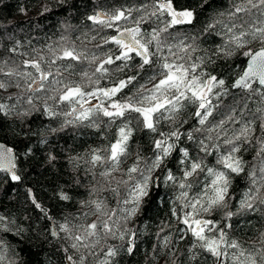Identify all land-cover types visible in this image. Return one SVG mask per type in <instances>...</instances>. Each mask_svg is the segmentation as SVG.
I'll return each mask as SVG.
<instances>
[{"label":"trees","instance_id":"1","mask_svg":"<svg viewBox=\"0 0 264 264\" xmlns=\"http://www.w3.org/2000/svg\"><path fill=\"white\" fill-rule=\"evenodd\" d=\"M152 2L153 0H0V61L6 60L9 67L24 71L22 61L38 59L36 53L47 59L53 58L49 45L58 52L61 47L71 44H75L78 49H87L89 54L95 52L96 55L103 57L109 49L115 51L114 46L104 45L100 48L96 46L102 44V37L109 36L114 31L93 24L88 17L98 11L112 13L119 8H138L145 3L151 5ZM236 2L238 0H173L177 10H193L194 19L191 24L176 25L169 29L171 35L164 34L168 42L177 43L185 40L186 43H192L190 38L194 37L197 51L192 54V58H204V71L218 79H224L227 92L221 94L218 99H212L215 108L205 125L201 126L194 116L196 110L194 105H187L177 117V121H186L179 130L184 133L191 132L193 139L189 140L185 135L180 137L172 155L153 173L150 194L143 200L139 212L126 223L121 221L122 229H131L135 233V246L131 253L124 250L128 246L129 237L124 240L101 237L94 249L81 248L77 251L70 247L72 241L66 239L65 233L58 228V225L65 221L70 226L78 227L96 220L101 214H92L94 206L84 203L90 200H103L107 210L116 209L117 217L121 216L120 208L123 205L119 202L126 196L125 186H120L118 195L113 194L107 190L109 186L99 175L101 169H93L89 163L90 150L107 147L113 141L120 121L109 125L107 118L101 117L97 120L99 128L88 126L85 122L69 125L53 134L49 129H59L64 117L47 116L44 104L52 106L57 112L68 110L66 104L58 105L49 99L55 94L52 89L58 87L57 85L49 83L45 86V91L36 93L32 97L36 110L24 118L16 114L32 107L26 102L27 96L31 94L25 91L24 81L22 79L19 81L20 88L13 86L6 91L0 89V103L15 105V111L8 116L0 113V141L13 148L17 156V174L21 176V180L13 181L9 173L0 170V215L13 222L10 224L11 232L0 233V238L8 245L9 260L14 261V264H69L66 259L68 255L74 260L84 255L85 264H100L105 258L102 249L106 251L108 246H115L118 255L112 258V264H165L166 261H170L171 264H217L216 258L199 246L193 249L195 241L191 234L181 238V229L184 225L172 214L173 208L178 215L181 211L180 202L177 200L180 189L178 184H165L164 177L167 170H171L177 177L182 176L183 169L179 163L182 159L180 149H187L192 158L203 159L208 167H218V155L230 147L224 144V140L237 133L243 124L251 121H255L256 131L251 138V146L243 144L238 153L245 162V171L233 179L231 193L235 199L229 202L230 210L236 211L241 194L250 186L248 173L255 169L257 175L260 174L262 160L257 156L256 137L264 135L260 128L264 120L257 109L264 108V97H261L259 92L231 86L246 66L248 57L242 53L249 47L258 48L260 44L258 41L253 42L227 58L215 55L216 50L228 42L224 25L231 26L235 23L247 29L253 24L260 26L264 23V9H252L247 14L240 13L235 20L230 21L227 14ZM45 8L49 11H44ZM136 16L138 13L133 12V17ZM161 19L167 20V16ZM125 26L130 27L132 24L129 22ZM158 26H162L160 21L152 18L144 23L142 28L144 31H150ZM85 34L88 37L96 36V39H87ZM62 37L66 40L62 41ZM12 47H18V53H10L8 50ZM228 47L234 49L233 45ZM69 63L74 65L71 72L64 71L61 67L63 76L68 80L79 81L82 71H91L86 62L81 64L70 60L58 61L56 65H52V70L55 71L56 67ZM139 63V58H136L131 71L127 74H136ZM43 66L47 69L46 64ZM111 67L114 68L115 65ZM27 71H32L35 75L33 69L28 68ZM150 75L152 70L145 68L140 73L138 83L132 86L131 91L125 89V92L132 95L140 84L150 88L152 85L146 83ZM109 84L108 79L100 82L102 87ZM253 88L256 89L257 84L254 83ZM19 95H23L24 98L17 100L16 96ZM9 96L13 98L7 99ZM232 114H235L236 122L225 123L223 129H217L219 138L217 139V132H213L211 133L213 139L208 140L207 137L210 135L208 129ZM132 126L136 130L129 147L131 156L121 164V171L116 174L117 179H127L123 175L124 170L133 163L137 153L143 157L140 164L142 168L150 165L155 157L153 140L158 139V135L143 129L142 125L138 126L135 119L132 120ZM172 128L171 122L161 120L159 131L169 132ZM201 142L210 146V154L206 155L203 152ZM213 144L220 145L219 151L211 147ZM93 172L96 173L95 176ZM157 177L160 178L159 181L156 180ZM190 182L191 196L198 193L206 182L205 174L190 178ZM115 186L113 182L112 187ZM93 187L97 189L94 193L91 192ZM62 194L69 196L70 199H61ZM32 197H35L36 203H39L44 211L36 207ZM222 216L223 212L215 214L217 219ZM230 223H232V228L228 230L230 239L238 240L249 250L252 245L261 247L264 205L257 204L256 210L233 216ZM53 225L58 235L53 234ZM166 237L167 247L164 246ZM169 252L174 255L169 256Z\"/></svg>","mask_w":264,"mask_h":264},{"label":"snow or ice","instance_id":"2","mask_svg":"<svg viewBox=\"0 0 264 264\" xmlns=\"http://www.w3.org/2000/svg\"><path fill=\"white\" fill-rule=\"evenodd\" d=\"M252 9H264V0H238L233 5L232 10L227 14L230 21L235 20L240 13H250ZM23 11V9H22ZM44 11H49L45 8ZM133 12L138 16L133 17ZM223 15V14H222ZM167 16V20L162 17ZM155 18L160 21L162 26L154 27L150 31H144L142 25L148 20ZM95 25L101 28L111 29L114 35L102 37V44L114 46L115 51L109 49L103 57L96 55L95 52L88 53L87 49H78L75 44L63 46L59 51L52 49L53 58L47 59L45 56L36 53L38 59H25L22 61L24 71L18 68L9 67L8 61H0V89L7 90L9 87L20 88L22 79L26 85L25 91L30 93L26 98L31 108L16 113L24 118L31 115L35 109L32 97L45 91V86L49 83L58 87L52 89L55 93L49 99L54 100L58 105L66 104L67 111L57 112L52 106L44 104L45 114L49 117L63 116V123L60 128H50L53 134L63 130L69 125L84 124L99 128L97 120L101 117L107 118L108 124L120 121L117 132L112 142L107 147L90 150V161L92 168H100V177L109 186L107 190L113 194H119L120 186H125L126 196L119 202L123 206L120 208L121 216L117 217L116 209L107 210L103 200H90L84 202L86 205L94 206V212L100 213L97 219L87 225L70 226L67 221L59 224V231L65 233V238L70 239V247L79 249H94L98 246L100 238H118L124 240L129 237L128 246L124 249L131 253L135 246V233L131 229L123 228L121 221L125 223L131 220L140 210L143 200L149 196L153 184V173L159 169L167 160L182 135L189 140L193 139L191 132H181L179 128L186 121H177L183 109L187 105H194V116L198 123L203 126L207 123L208 117L212 115L215 105L212 99H218L221 94H226L225 80L218 79L204 71L205 60L202 57L192 58V54L197 51L194 46L195 38H190L192 43L180 40L177 43H169L164 34H169V29L176 25L191 24L194 19V11L189 9L177 10L173 5V0H153L152 4L147 3L138 8H119L112 13L99 12L88 17ZM131 22L132 26H125ZM212 27V25H209ZM228 42L215 52L218 57L225 58L235 55V51L245 48L253 42H259L260 47L251 48L242 54L248 57L246 68L237 80L231 85L253 92H259L264 97V23L260 26L255 24L249 28L243 25L231 26L224 25ZM85 38L95 40L96 36ZM61 40H66L62 37ZM18 45V42H17ZM228 45H233L234 49ZM10 53H18V47L8 50ZM35 52V50H34ZM27 56V53H19ZM139 58L137 72L128 75L133 67V62ZM70 60L78 63H87L91 71L84 70L80 73V80H68L63 76L61 67L64 71L71 72L74 65L69 63L56 67L52 70V65L58 61ZM47 65V69L43 65ZM115 65L114 68L111 66ZM28 68L34 70L27 71ZM145 68L152 70V75L147 78L146 83L152 86L146 87L140 84L136 87L132 95H128L125 89L132 90V86L138 83L140 73ZM120 74V75H116ZM51 78V80H50ZM110 80L109 86H100L101 80ZM257 88H253V84ZM12 96L7 99H12ZM23 95L16 96V99H23ZM15 111V105L0 103V113L8 116ZM264 120V108H258ZM135 119L137 125H142L150 133L158 135V139L153 140L155 157L150 165L140 167L143 159L139 153L136 159L128 166L123 175L127 179H117L116 174L121 171V164L131 156L129 151L130 143L136 129L132 126ZM161 120L172 123L173 128L169 132L159 131ZM232 121L236 122L235 114L229 115L226 120L220 121L217 125L208 129L210 135L208 140H212L211 133L217 129H223L224 124ZM255 121L242 125L240 130L232 137L226 138L224 144L230 147L218 155V167H208L203 159L192 158L187 149H180L182 159L179 161L182 166V176H175L171 170H167L164 183L178 184L180 194L177 200L180 202V214L173 208V216L184 225L181 229V238L191 234L194 238L193 249L197 246L210 253L216 258L217 264H264V233H261L260 244L257 248L251 246V250L244 248L236 239H230L228 230L232 228L230 223L233 216L246 211L256 210L257 204L264 205V135L256 137L258 145L257 156L261 158L262 165L259 175L255 169L248 173L250 180L249 188L241 194L236 211L230 210V201L235 199L231 193L233 179L245 171V162L238 153L241 146L245 143L251 146L252 136L255 135ZM261 132L264 134V122L260 125ZM226 135V134H225ZM219 133L217 132V139ZM211 147L219 151L220 145L213 144ZM201 148L207 155L210 154V146L201 142ZM55 159V157H50ZM0 170L10 174L13 181L21 180L17 174V156L10 147L0 145ZM201 173L205 174L206 182L200 187L198 193L189 195L192 189L190 178ZM96 173L93 172V176ZM159 177L156 178L159 181ZM115 182V187H112ZM93 187L91 192H96ZM31 191V190H29ZM33 203L37 208H41L32 197ZM61 199L68 200L69 196L62 194ZM41 211H44L41 208ZM217 212H223L219 219L215 218ZM87 215V214H85ZM13 223L7 217L0 215V233L12 231L10 224ZM74 228L76 229L74 231ZM58 235V232L53 233ZM168 238H165L164 246L167 247ZM67 251V249H65ZM104 259L100 264H112V258L118 255L115 246H108L103 250ZM8 245L5 240L0 238V264H14L8 259ZM174 253L169 252V256ZM195 256V253H194ZM69 264H85L86 257L79 256L74 260L71 255L66 257ZM165 264H171L166 261Z\"/></svg>","mask_w":264,"mask_h":264},{"label":"water","instance_id":"3","mask_svg":"<svg viewBox=\"0 0 264 264\" xmlns=\"http://www.w3.org/2000/svg\"><path fill=\"white\" fill-rule=\"evenodd\" d=\"M99 12H102V11H98V13H99ZM247 63H248V60H247ZM247 63H246V65H247ZM245 68H246V66H245ZM245 68H244V69H245ZM238 78H239V77H238ZM238 78H237V79H238ZM237 79H236V80H237ZM234 82H235V81H234ZM236 88H238V87H236ZM0 145H4V146H6V147H10V148H12L9 144H7V143H5V142H1V141H0ZM12 149H13V148H12ZM14 153H15V152H14ZM15 154H16V153H15ZM52 232H53V233L57 232L56 229H55V227H54V225L52 226Z\"/></svg>","mask_w":264,"mask_h":264},{"label":"flooded vegetation","instance_id":"4","mask_svg":"<svg viewBox=\"0 0 264 264\" xmlns=\"http://www.w3.org/2000/svg\"><path fill=\"white\" fill-rule=\"evenodd\" d=\"M114 34H115V32H112L111 34H109V36H110V35H114ZM139 62H140V61H139ZM146 87H148V86H146Z\"/></svg>","mask_w":264,"mask_h":264}]
</instances>
